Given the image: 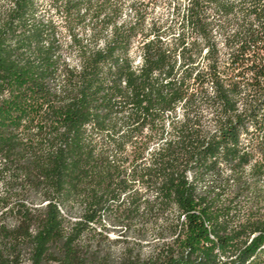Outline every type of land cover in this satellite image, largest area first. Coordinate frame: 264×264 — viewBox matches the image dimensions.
Wrapping results in <instances>:
<instances>
[{"label": "trees", "instance_id": "16d2710c", "mask_svg": "<svg viewBox=\"0 0 264 264\" xmlns=\"http://www.w3.org/2000/svg\"><path fill=\"white\" fill-rule=\"evenodd\" d=\"M125 1L0 0V264H264V0Z\"/></svg>", "mask_w": 264, "mask_h": 264}, {"label": "rangeland", "instance_id": "374dc122", "mask_svg": "<svg viewBox=\"0 0 264 264\" xmlns=\"http://www.w3.org/2000/svg\"><path fill=\"white\" fill-rule=\"evenodd\" d=\"M41 6V12L52 15L53 17L58 18L60 14L51 7L50 0H39ZM145 4H148V12L151 17L161 18L165 20H171L173 18V5L180 4L181 9L184 8L187 0H142ZM131 0L125 1V6L123 10V18H132L134 16L133 10L130 6ZM148 2V3H147ZM178 33V29L173 31V36ZM134 55L139 58V50L134 49ZM181 110H178L180 113ZM98 231H101L98 229ZM95 238V237H93ZM156 239L153 237L148 240H139L133 236H123L117 232H110L107 234L96 235V243L98 246L103 248L102 252L110 254V258L117 262L124 254L127 253V249H142L143 252H148L151 248L150 245L154 244Z\"/></svg>", "mask_w": 264, "mask_h": 264}]
</instances>
